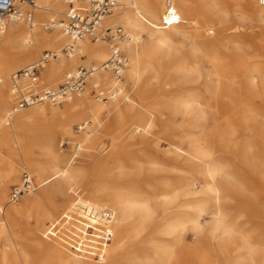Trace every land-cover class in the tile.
<instances>
[{
	"label": "bare ground",
	"instance_id": "obj_1",
	"mask_svg": "<svg viewBox=\"0 0 264 264\" xmlns=\"http://www.w3.org/2000/svg\"><path fill=\"white\" fill-rule=\"evenodd\" d=\"M162 1L116 0L117 6L104 17L103 24L110 26L104 23L105 19L119 24L132 37L121 45L129 55L124 71L125 87L122 81L121 92L113 100H93L90 96L93 85L106 84L107 75L110 78L106 86L113 83L108 71H94L87 79L86 91L72 97L61 109L44 102L20 109L18 113L8 111L10 102L16 99L11 83L10 87L8 85L10 72L30 65L39 51L47 47L57 52L58 58L44 65L40 79L57 82L64 69L74 70L79 61L95 67L97 63L100 65L108 57L107 46L102 41L92 42L88 36L75 42L68 38L57 19L65 12V0H34V6L17 0L16 9L30 11V18L17 19L11 15L0 21V59H3L0 61V148L15 154L18 146L39 188L34 194L22 195L19 203H7V185L15 180L19 164L15 158H0V240H3L0 264H30L26 253L30 231L18 228L22 216H32L36 230L45 235L59 230L62 241L89 256L97 253L102 256L104 250L116 246L135 230L140 221L154 218V213L160 216L155 227L162 232H173L177 228L178 215H185L196 230L227 231L222 222L221 167L204 149L192 152V140L186 131L154 133L152 127L159 124L163 128V110L196 112L201 119L209 117L207 107L205 109L193 96L191 89L225 87L226 71L238 70L240 47L233 46L231 50L227 46L230 43L224 36L227 16L217 6L218 0H171L173 14L166 13ZM232 1L238 4V0ZM246 2L255 17L264 19V2L263 5L259 0ZM192 18L194 24L181 28ZM48 28L53 31L46 32ZM173 32L182 36L181 44L188 40L187 50L172 41ZM68 44H73V51L62 52V47ZM239 71L243 78L238 87H259L258 68L250 64ZM174 78L180 79L183 87H166ZM236 90L237 87L222 90L225 96H221L220 101L225 104V100H232V112L237 118L254 116L247 102L235 96ZM136 100L142 105L135 106ZM218 119L222 126L223 115ZM80 120L79 126L84 130L74 134L70 127ZM107 120L117 125L118 134L113 136L108 154L96 158L89 171L85 167H73L70 157L55 146L56 136L66 134L73 140L75 153L84 149L91 157L99 138L98 127ZM46 121L48 126L41 132L33 127L26 129L25 137L13 132L15 128ZM127 122L130 125L125 127ZM221 129L218 140L222 133L231 132L224 127ZM163 132L165 136L160 135ZM37 149L40 158L36 156ZM95 171L99 172L97 179L89 176ZM88 176L93 178V184L87 181ZM78 188L81 194L76 191ZM59 196H64L61 204L56 202ZM207 203L212 205L210 210ZM76 208H81L86 218L56 230L54 220L61 211L68 213ZM206 212L211 220L202 227L199 218ZM242 248L249 250L244 240ZM257 251V264H264V250ZM57 258L60 260L62 256Z\"/></svg>",
	"mask_w": 264,
	"mask_h": 264
},
{
	"label": "rangeland",
	"instance_id": "obj_2",
	"mask_svg": "<svg viewBox=\"0 0 264 264\" xmlns=\"http://www.w3.org/2000/svg\"><path fill=\"white\" fill-rule=\"evenodd\" d=\"M164 1H162L163 8ZM217 6L227 16V30L224 35L230 42L227 46L229 49L233 46L240 47V50H238V70L226 71L224 75L225 87H192L191 92L193 96L199 99L200 103L205 106V109L207 107L206 111H208L209 117L201 119L196 112L190 114L183 110L174 112L163 110L161 122L163 128H160L159 124H155L152 127V131L159 133V131L166 130L164 131L166 134H168L167 131L169 130L186 131L192 140V152L196 153L198 149H204L211 154L214 161L221 167L223 171L224 196L222 203L224 217L222 222L226 226L227 231L212 232L207 228L196 230L192 228L191 223L187 221L185 215H178V220L175 223L177 228L173 232H162L159 231V228L155 227L160 222V216L154 213V218L149 219V221H140L135 230L126 234L116 246L104 250L102 256L98 253L89 256L81 250L72 247L67 241H62L59 230L45 235L36 230L32 216H22L19 219L18 228L20 231L28 229L30 231L29 245L26 249L30 264H257V250H264V19H259L251 13L246 0H238V4L232 0H218ZM60 15L62 16L57 17L58 20L63 18V14ZM104 23L110 26H120L119 24L108 23L106 19ZM194 23L192 18L185 21L181 28H186V26ZM197 24H200V22ZM122 29L125 28L122 27ZM52 31V28L46 30L48 33ZM181 37V35L174 32L171 36L172 41L176 45L183 47V50H187L189 48L188 40H185L181 44ZM103 44L106 47L105 43ZM44 51H52V49H48L47 47L42 48L33 62L37 61ZM82 59H85V57L83 56ZM0 61H3V59H0ZM250 64L258 68L261 73L259 76V87L242 89L238 87L243 78L239 70L243 66L249 67ZM79 65L90 66V64H84L79 61L74 68ZM23 67L25 66H20L10 72L7 77L9 87L11 74ZM67 71L68 69H64L60 73L57 82L40 79V73L38 88H57ZM109 78L110 75H107L106 84L104 83L103 86L108 84ZM122 81L125 87V75H123ZM166 87H183V85L180 79L174 78L166 84ZM231 87H237L235 96L247 102V105L255 112L254 116H242L243 119L241 117L237 118L238 116L236 117L233 114L231 108L233 101L227 99L225 100V104L223 101H220L221 96H225V92L222 90H228ZM125 91L126 89L123 93ZM222 92L223 94H221ZM129 93L131 92L129 91ZM90 96L93 100H96L92 92H90ZM15 101L10 102L8 111L15 104ZM135 102V106L139 107L142 105L138 100ZM66 104H68V101L54 104L53 106L61 109ZM221 115L224 117L222 126L221 122L218 121V117H221ZM188 118L190 119L188 120ZM81 122L82 120L72 123L70 129L74 134H79L80 131L84 130H78ZM244 122L245 124H243ZM48 123V121L34 122L25 128H15L13 132L25 137L26 129L29 130L33 127L36 131L40 130L41 132L48 126ZM129 125L130 122H127L125 127ZM93 127L94 125L91 126V128ZM222 127L231 130V132L222 133L224 137L221 136L218 140ZM98 129L99 138L94 143L95 150L91 157L85 154L84 149H81L76 153L73 161L71 158L74 147L73 140H70L66 134L56 136L55 146L66 157H70L73 167H85L89 171L96 158L108 154L111 149L113 136L118 134L117 125L112 121L101 122V126ZM164 132L160 135L165 136ZM10 136L15 146L11 130ZM63 141L66 142L64 146L61 145ZM15 149V154H9L10 152L5 148H0V158H15L19 164L15 180L7 185L6 201H8V193L11 187L19 183L21 174L25 169L30 173L36 184L34 175L25 164V159L21 156L22 153L18 146ZM129 149L132 150L133 147ZM38 150L35 153L37 158H40L41 153ZM98 174L99 172L95 171L94 175L89 173V176L97 179ZM89 176L87 177V181L93 184V178ZM38 190L39 188L36 184V189L28 192V195L34 194ZM76 191L81 194L80 188ZM63 201L64 196L56 198L58 204H61ZM206 206L209 210L212 208L211 203H207ZM168 210L172 209L168 208ZM84 213L81 208H76L68 213L61 211L57 219L54 220V228L59 229L60 227L72 226L76 220L80 218L84 220L86 218L83 216ZM210 220L211 215L207 212L199 218L202 227ZM147 222H150V224H147ZM169 224L171 223L169 222ZM243 240L249 245L247 252L242 248ZM2 244L3 240H0V248ZM57 256H62V259L57 260Z\"/></svg>",
	"mask_w": 264,
	"mask_h": 264
},
{
	"label": "built area",
	"instance_id": "obj_3",
	"mask_svg": "<svg viewBox=\"0 0 264 264\" xmlns=\"http://www.w3.org/2000/svg\"><path fill=\"white\" fill-rule=\"evenodd\" d=\"M17 0H0V21L13 15L17 19H29L30 11H19L16 9ZM21 3H28L34 6V0H19ZM66 9L63 18L60 20V27L68 38L75 42L78 38L88 36L93 41H102L106 44L108 57L98 66L79 65L74 70L67 71L63 80L57 88H38V77L40 70L51 59L58 58L55 51H44L40 58L27 65L10 76L11 88L16 92V101L12 106V112H17L33 105H40L44 102L59 104L70 100L75 95L84 92L87 79L97 70L108 71L113 83L110 86L93 85L90 92L98 101H107L117 98L121 92V82L124 71L128 65V56L122 49V43L130 41L131 35L120 26H104L105 16L110 15L117 6L116 0H65ZM261 3L264 0H260ZM164 7L167 14L174 13L171 0H165ZM73 44H68L62 48V52L73 51ZM22 82L26 85L23 86ZM78 130H82L78 126ZM62 146L66 142L61 143ZM76 157L73 147L72 160ZM36 189V184L32 176L27 171H23L19 183L12 186L8 193L7 203L19 201L25 193Z\"/></svg>",
	"mask_w": 264,
	"mask_h": 264
}]
</instances>
